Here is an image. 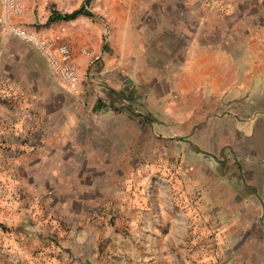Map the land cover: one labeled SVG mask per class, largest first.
Instances as JSON below:
<instances>
[{
    "label": "rangeland",
    "instance_id": "rangeland-1",
    "mask_svg": "<svg viewBox=\"0 0 264 264\" xmlns=\"http://www.w3.org/2000/svg\"><path fill=\"white\" fill-rule=\"evenodd\" d=\"M87 10L81 95L0 96V264H264V0Z\"/></svg>",
    "mask_w": 264,
    "mask_h": 264
},
{
    "label": "crops",
    "instance_id": "crops-1",
    "mask_svg": "<svg viewBox=\"0 0 264 264\" xmlns=\"http://www.w3.org/2000/svg\"><path fill=\"white\" fill-rule=\"evenodd\" d=\"M43 1L30 0V8L22 19L23 23L39 29L35 23L40 20L39 15L45 10ZM66 24L67 22H56L39 30L44 34L62 31L73 48L82 69V63H86L87 58L80 55L78 45L80 46L85 42L83 38L86 31H80L76 25L68 26ZM95 45L96 50L97 41H95ZM98 49H100L99 46ZM82 71H86L88 76L91 75L88 73V67ZM87 82L90 83V80L87 79ZM50 87L55 88L56 85L46 59L30 45L18 38L6 35L0 28V96L6 97L8 102L17 103L19 108L27 110L30 107L29 102L39 100L42 97L48 98L40 95L39 91H48ZM32 91L36 93L32 95ZM51 97H53L52 94ZM27 113L30 114V112ZM20 126H18L20 130H23V123Z\"/></svg>",
    "mask_w": 264,
    "mask_h": 264
},
{
    "label": "built area",
    "instance_id": "built-area-1",
    "mask_svg": "<svg viewBox=\"0 0 264 264\" xmlns=\"http://www.w3.org/2000/svg\"><path fill=\"white\" fill-rule=\"evenodd\" d=\"M26 15L23 0H1L0 28L6 35L20 39L43 56L54 79L64 88L81 95L87 84V74L62 31L44 34L22 22ZM85 75V76H84Z\"/></svg>",
    "mask_w": 264,
    "mask_h": 264
},
{
    "label": "trees",
    "instance_id": "trees-1",
    "mask_svg": "<svg viewBox=\"0 0 264 264\" xmlns=\"http://www.w3.org/2000/svg\"><path fill=\"white\" fill-rule=\"evenodd\" d=\"M92 0H86L85 4H83L79 9L73 11L72 13L69 14H61L59 12H54L50 19H49V23L51 22H59V21H64V22H69V21H73L76 18H78L79 16H88L91 17L93 14L87 10V6L91 3ZM101 107H103L104 105H101V103L99 104Z\"/></svg>",
    "mask_w": 264,
    "mask_h": 264
}]
</instances>
